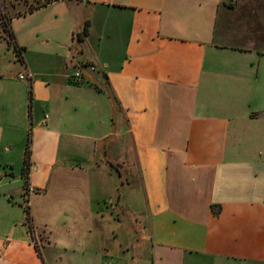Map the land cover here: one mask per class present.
I'll return each mask as SVG.
<instances>
[{
  "label": "crops",
  "instance_id": "crops-1",
  "mask_svg": "<svg viewBox=\"0 0 264 264\" xmlns=\"http://www.w3.org/2000/svg\"><path fill=\"white\" fill-rule=\"evenodd\" d=\"M57 5L54 62L26 60L36 31L13 41L27 78L0 52V264H48L45 249L69 248L55 231L75 234L71 252L87 264H264V0H52L33 11ZM77 64L101 90L68 83ZM115 141L122 197L93 156L112 164ZM39 227L50 240L38 253Z\"/></svg>",
  "mask_w": 264,
  "mask_h": 264
},
{
  "label": "rangeland",
  "instance_id": "rangeland-1",
  "mask_svg": "<svg viewBox=\"0 0 264 264\" xmlns=\"http://www.w3.org/2000/svg\"><path fill=\"white\" fill-rule=\"evenodd\" d=\"M43 1L45 0H0V38H4L9 42V37L6 31L2 28L3 23L6 22L8 18H12L11 27L14 32L15 38L17 39L18 42L23 41L30 44V37L34 33L38 34V37L35 38V41L33 42V48L29 49V51L25 54V58L28 61V63L34 66L39 65L41 61L52 63L53 59H55L57 52L59 51L57 45L55 44L57 41L54 32L56 28L55 16L58 14V5L56 7L52 6L48 8L38 9L37 11L35 12L33 11L32 13L28 11L29 6H35L36 3ZM33 31L36 32L33 33ZM42 40H49L50 42L49 44H44L40 42ZM8 44L13 45L12 41L11 43L9 42ZM2 47L5 48V54H6L4 56L5 68L21 71L22 68L17 62L18 59H16L17 57L16 58L14 57L15 55L13 52V46L8 47L5 41H1L0 52H2V50L4 49ZM7 47L9 48L8 51L6 49ZM78 66L79 64H77V66L75 65L74 68L70 67L69 74L67 75L68 83L74 86H82V85L89 86L93 88L95 91L101 90L98 87H96L94 82H90L88 79H85L83 76L77 75V72L79 70ZM87 68L90 69V67ZM115 144L116 141L113 143L111 142V144H109L110 145L109 147H111V149L109 154H107L108 160L113 164V166L111 165L110 167H108L109 165L105 164L103 159L99 161L101 155L99 154V151L96 147H94L93 156L95 161L96 172L104 175L107 178H110L111 186L116 187L117 190L119 191L117 193V196L122 197L124 195L125 189L121 188V179L119 176L121 172L120 170H118L119 166H121V161L118 160L117 157L118 151L115 150L114 147L116 146ZM88 149L90 150V148ZM127 156L130 155L127 154ZM127 160L130 161L128 158ZM126 163L123 164V172H125L126 175H129V173L133 172L132 166ZM18 169H19V165L17 164L15 166V171L17 172ZM116 169L119 171V174L118 171H116ZM16 184L18 185L19 183ZM114 199H116V196ZM137 200L138 203L136 202L135 205L139 208V203H140V210L143 209L144 206L143 197L141 198V201H140V196L137 197ZM106 201H108V198ZM118 212H119L118 213L119 217L122 218L121 212L119 210ZM32 220H33V216H32ZM121 221L127 223V218L123 217ZM122 227H118L117 222L112 221L111 231H115L118 233L116 239H118L119 237L122 238V234H120ZM31 232H34V225L32 226ZM74 237L75 234H71L70 237H68L63 231H55V234H53V238L57 242H62V243L66 242L67 244H69V248L65 250L64 248H62V246L59 245V243H57L54 244V246H50L48 250L45 249L46 251L45 255L48 264H76L77 258L79 264H87L86 257L83 258L81 255L77 256L72 254L71 252L72 238ZM112 237H113L112 234H110L111 239ZM32 239L34 240L37 247L38 244H45L46 241L50 240L49 229L46 227L37 228L36 233H33L32 235Z\"/></svg>",
  "mask_w": 264,
  "mask_h": 264
},
{
  "label": "trees",
  "instance_id": "trees-1",
  "mask_svg": "<svg viewBox=\"0 0 264 264\" xmlns=\"http://www.w3.org/2000/svg\"><path fill=\"white\" fill-rule=\"evenodd\" d=\"M51 1L52 0H45L43 2H40V3L36 4L35 6H29L28 7V11H33L35 8H39L41 6H45L48 3H50ZM10 20H11V18H8V20L3 23L2 28L6 31L8 37H9V42L11 43V41H12L13 50L15 52V55H16L17 59L18 60H22L21 53H22V50L24 49V47L23 46H17V44H15L13 42L14 39H15V35H14V32H13L11 26H10ZM88 26H89V22H88V20H86L84 22L83 26H82L81 31L79 33H77L74 37L77 40L81 41L83 39V37L88 33ZM96 87H98L97 84H96ZM30 154H31L30 137L28 135L26 143H25V147H24L22 169H21V177L24 178L23 185H24L25 194L27 193L28 186H29L28 171H29V167H30ZM103 156L105 157V153H103ZM108 165L111 166L112 164L108 163ZM118 192L119 191L117 190V193ZM24 207H25V213H26L25 222L28 224L29 229L31 231L33 223H32V215H31L30 207H29V205H25ZM35 247H36V250H38V247L37 246H35ZM38 253H39V250H38Z\"/></svg>",
  "mask_w": 264,
  "mask_h": 264
},
{
  "label": "built area",
  "instance_id": "built-area-1",
  "mask_svg": "<svg viewBox=\"0 0 264 264\" xmlns=\"http://www.w3.org/2000/svg\"><path fill=\"white\" fill-rule=\"evenodd\" d=\"M91 69H93V67H90ZM77 75L78 76H82V66L79 67V70L77 72ZM19 78H27L26 77V74L24 71H22L20 74H19ZM47 117L48 115L45 114L44 115V118H43V123H46L47 121ZM6 174V171L4 170V168H0V178ZM33 188L31 186H28V190H27V193H26V198H25V205H28L29 203V195L33 192Z\"/></svg>",
  "mask_w": 264,
  "mask_h": 264
}]
</instances>
